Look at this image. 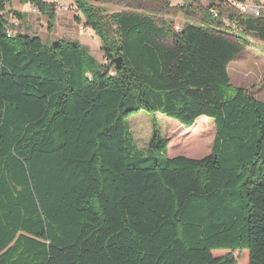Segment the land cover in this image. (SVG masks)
<instances>
[{
  "label": "trees",
  "instance_id": "1",
  "mask_svg": "<svg viewBox=\"0 0 264 264\" xmlns=\"http://www.w3.org/2000/svg\"><path fill=\"white\" fill-rule=\"evenodd\" d=\"M9 1L0 0V264H236V251L264 264V103L228 75L246 36L264 44V17L245 19L244 35L177 0L194 10L178 32L168 16L156 24L72 0L99 39V63L78 43L6 31ZM19 1L52 28L57 4ZM141 111L187 129L212 119L210 155L168 158L155 129L140 151L126 120Z\"/></svg>",
  "mask_w": 264,
  "mask_h": 264
},
{
  "label": "rangeland",
  "instance_id": "2",
  "mask_svg": "<svg viewBox=\"0 0 264 264\" xmlns=\"http://www.w3.org/2000/svg\"><path fill=\"white\" fill-rule=\"evenodd\" d=\"M167 0L170 9L165 4H159L151 2L150 0H91L92 4L108 14L120 13V12H138L145 13L157 23L165 22L164 17H171L175 26L182 27L184 21L188 22L191 18L186 17L183 13L186 11H194L190 5V0H184L188 6L181 13L175 15L179 8L173 7L175 3ZM206 0H196L195 4L200 9L196 15L206 12L205 6ZM28 2H21L19 0H10L6 4L8 10L27 12ZM59 4V5H58ZM204 5V7H203ZM36 9V8H35ZM188 9V10H187ZM37 10V9H36ZM58 13L65 12L68 16L73 17L74 23L71 28L75 30V36H68L65 34V30L58 25L60 37L62 42H74L77 39L84 42L89 47L90 54L99 63H105V57L100 48L99 39L94 35L90 36L88 29L79 33V28L83 27V23H78L76 17L79 16L76 6L72 3L59 2L56 6ZM28 12H32L31 10ZM38 12V10H37ZM11 13V12H10ZM72 15H71V14ZM74 13V14H73ZM7 15V14H6ZM5 15V17H7ZM32 17L37 27L33 28V25L26 27L25 23L15 29L16 33L27 32L31 35L42 36L44 38L51 29H48V19L40 18V13L32 12ZM199 17V16H198ZM8 23H17L16 19L11 16L6 18ZM68 22H71L70 18ZM80 26V27H79ZM85 27V26H84ZM89 35V36H88ZM247 42L245 48L236 61V66H229L228 75L230 79V86L232 88H242L248 91L249 95L255 100L264 102V44L257 41L254 38H244ZM83 45V44H82ZM241 65H245L246 70L237 68ZM200 117L196 120L195 124L189 129L180 126V124L172 119H169L160 114H150L145 111H141L138 114L129 117L126 120L130 134L132 136L134 144L142 152H148L150 149V143L153 137L154 129L157 134L167 144V157H186L194 160H200L210 155L213 141L216 135L214 121L210 118ZM229 251H214L212 254L214 257H222L229 254ZM233 258L236 260V264H248V253L232 252Z\"/></svg>",
  "mask_w": 264,
  "mask_h": 264
},
{
  "label": "built area",
  "instance_id": "3",
  "mask_svg": "<svg viewBox=\"0 0 264 264\" xmlns=\"http://www.w3.org/2000/svg\"><path fill=\"white\" fill-rule=\"evenodd\" d=\"M172 2L179 8V13L184 10V4H180L177 0ZM205 6L207 11L220 18L221 23H223L225 27L233 28V30L240 31L244 35H246L243 24L245 19L264 17V0H206ZM31 11L38 13L35 8H32ZM179 13H176V15ZM183 14L185 15V12ZM162 23L167 25L172 22L169 21V23H167L165 21ZM181 28L182 27L177 26L174 27L173 30L179 32ZM15 29H17L16 23L7 22L6 31H15ZM79 29V33L81 34L86 31L84 26Z\"/></svg>",
  "mask_w": 264,
  "mask_h": 264
},
{
  "label": "crops",
  "instance_id": "4",
  "mask_svg": "<svg viewBox=\"0 0 264 264\" xmlns=\"http://www.w3.org/2000/svg\"><path fill=\"white\" fill-rule=\"evenodd\" d=\"M42 1H45L47 3H54V4H57L59 2H64V3L66 2V3H72V4H74V2L72 0H42ZM32 7H33L32 5L28 4V11H30L32 9ZM28 11L27 12H20V11H14V10H11L10 11V10H8L6 8L5 9V15L7 14L6 15L7 17L8 16L14 17L16 19V22L18 23L19 26H21L23 23H25L26 27H28L29 25H33V28L34 27H37L36 24H35V22H34V18L32 17L33 15H31L32 12H28ZM14 13L21 14V16L20 17H16V16H14ZM40 18H45L46 19L45 16H42ZM69 18H70L71 22H68V19ZM73 24L75 25L74 20H73V17L68 16V14L65 13V12L58 13V11H56L55 12V17H54V20H53V25H52L51 31L44 38H42V36L28 34L27 32H24V31L23 32H20V34H26V35H29V36H37V37H39L42 40V42L44 44L53 45L54 43H56L59 40H61L60 37H58V32H59L58 25H60L61 28H63L65 30V34L66 35L68 34V36H72V35L75 36V30L73 28H71V26H73ZM88 32L91 33L90 36L91 35L94 36V33L90 29H88ZM68 43H70V42H68ZM72 43H78L82 47L86 48L87 50L89 49V47L84 42V40L80 41L79 39H77L76 41H74ZM236 61H238V60H236ZM236 61L235 62H232L229 66H232V67L233 66H236V64H235ZM229 66H228V68H229ZM240 69L246 70L245 65H241L240 67H238L237 68V71L240 70ZM240 71H242V70H240ZM259 102H261V101H259ZM262 103H264V102H262Z\"/></svg>",
  "mask_w": 264,
  "mask_h": 264
},
{
  "label": "water",
  "instance_id": "5",
  "mask_svg": "<svg viewBox=\"0 0 264 264\" xmlns=\"http://www.w3.org/2000/svg\"><path fill=\"white\" fill-rule=\"evenodd\" d=\"M114 63H115V66H116V67H120L121 64H122V59H121L120 57H118V58H116V59L114 60Z\"/></svg>",
  "mask_w": 264,
  "mask_h": 264
},
{
  "label": "bare ground",
  "instance_id": "6",
  "mask_svg": "<svg viewBox=\"0 0 264 264\" xmlns=\"http://www.w3.org/2000/svg\"><path fill=\"white\" fill-rule=\"evenodd\" d=\"M10 34H11V33H10V32H8V34H7V37H8V38L10 37V36H9Z\"/></svg>",
  "mask_w": 264,
  "mask_h": 264
}]
</instances>
